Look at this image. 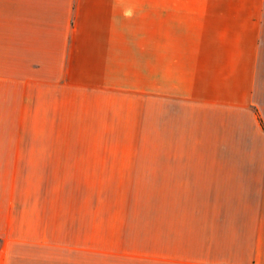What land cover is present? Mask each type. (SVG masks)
I'll list each match as a JSON object with an SVG mask.
<instances>
[{"label": "crops", "instance_id": "0c3cea01", "mask_svg": "<svg viewBox=\"0 0 264 264\" xmlns=\"http://www.w3.org/2000/svg\"><path fill=\"white\" fill-rule=\"evenodd\" d=\"M143 1L0 0V264H264V5L164 41L160 0ZM148 43L160 97L142 169L157 192L151 224L96 195H50L17 157L50 154L52 119L16 115L20 86L47 92L28 107L66 106V77Z\"/></svg>", "mask_w": 264, "mask_h": 264}, {"label": "rangeland", "instance_id": "374dc122", "mask_svg": "<svg viewBox=\"0 0 264 264\" xmlns=\"http://www.w3.org/2000/svg\"><path fill=\"white\" fill-rule=\"evenodd\" d=\"M150 2L154 1H146ZM160 3L164 41L170 37L177 41L184 39L201 19L251 18V12L220 10L241 4L264 5V0ZM257 14L264 19V12ZM155 66L154 46L149 43L142 53L132 52L130 59L126 56L114 60L113 65L110 59L92 60L96 75L85 72L80 77H66L68 82L77 81V85L75 91L68 87L61 91L66 99V106L61 107H28L27 100L47 99V92L38 86L33 90L20 86L17 119L52 122L50 154L19 155L18 164L25 167L29 176L33 173L35 178H42L43 174L52 196L96 195L103 201H112L116 211L127 210L132 217L147 219L151 224L148 218H153L159 207L157 192L153 171L142 169L153 166L157 147L154 117L160 97L155 86ZM57 96L56 92L50 98ZM42 167L44 172L38 173Z\"/></svg>", "mask_w": 264, "mask_h": 264}]
</instances>
